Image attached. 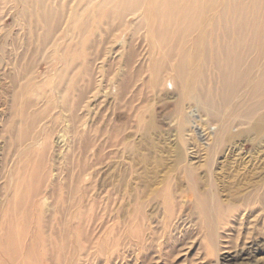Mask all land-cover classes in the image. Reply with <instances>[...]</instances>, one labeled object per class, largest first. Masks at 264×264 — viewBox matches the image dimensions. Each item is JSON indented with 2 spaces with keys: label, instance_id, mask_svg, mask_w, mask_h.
<instances>
[{
  "label": "bare ground",
  "instance_id": "bare-ground-1",
  "mask_svg": "<svg viewBox=\"0 0 264 264\" xmlns=\"http://www.w3.org/2000/svg\"><path fill=\"white\" fill-rule=\"evenodd\" d=\"M136 56L149 59L133 69ZM38 75L53 82L50 119L32 99ZM139 76L153 90L170 77L212 153L230 154L243 134L264 136V0H0V264H78L77 253L107 255L133 234L151 246L137 190L124 189L130 206L138 199L132 207L120 201L95 218L102 202L91 192V168L107 150L135 151L120 98ZM89 93L104 106L91 125ZM137 121L155 129L154 115ZM158 197L168 224L180 206L175 215L170 188ZM195 205L221 207L213 195Z\"/></svg>",
  "mask_w": 264,
  "mask_h": 264
},
{
  "label": "rangeland",
  "instance_id": "rangeland-1",
  "mask_svg": "<svg viewBox=\"0 0 264 264\" xmlns=\"http://www.w3.org/2000/svg\"><path fill=\"white\" fill-rule=\"evenodd\" d=\"M136 45L137 49L142 48L139 43ZM145 57L136 56L133 69L146 64L149 58ZM36 69L42 72L40 67ZM37 78V97L32 99L37 103L36 109L48 113L46 117L50 119L58 110L50 98L53 82L44 80L43 75ZM146 79L139 76L130 92L120 98L122 110L131 113L133 128L125 131L132 134L135 151L124 146L107 150L112 151L109 160L91 168V192L98 194L102 202H93L95 218L103 213V208L115 210L120 201L132 207L138 199L134 198L130 206L132 196L125 190H137L150 228L145 235L153 242L148 249H142L143 243L136 234L123 236L107 255L77 253L78 264H264V136L250 140L251 135L243 134L235 140L230 154L212 153L185 117L190 101L181 95L180 88L167 77L162 89L153 90ZM100 99L98 94L89 93L84 102L91 107L90 125L104 114ZM177 105L183 110H175ZM96 109L98 117L93 114ZM151 115L156 122L153 131L138 126V117L148 124ZM199 116L198 113L195 120L203 127ZM240 147L242 151L235 155ZM135 154H139L140 161L132 160ZM140 155L145 159L141 160ZM103 178L105 183L97 185L103 183ZM166 188H170L176 203L175 215L180 206L179 215L168 224L158 197V192ZM113 191L115 198H111ZM209 195L221 203L216 212L195 205L197 197ZM128 214L126 210L119 211L122 221L127 220ZM206 217L211 218L209 223Z\"/></svg>",
  "mask_w": 264,
  "mask_h": 264
}]
</instances>
